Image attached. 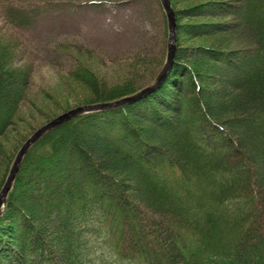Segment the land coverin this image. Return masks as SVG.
Returning a JSON list of instances; mask_svg holds the SVG:
<instances>
[{
  "label": "trees",
  "instance_id": "trees-1",
  "mask_svg": "<svg viewBox=\"0 0 264 264\" xmlns=\"http://www.w3.org/2000/svg\"><path fill=\"white\" fill-rule=\"evenodd\" d=\"M36 2L0 0V15L26 29L45 8ZM170 2L169 75L140 101L75 117L30 148L0 215V264H264V0ZM227 16L229 27L201 22ZM184 37L207 44L181 52ZM18 62L0 29V137L30 86ZM162 65L114 88L86 76L82 105L135 95Z\"/></svg>",
  "mask_w": 264,
  "mask_h": 264
},
{
  "label": "rangeland",
  "instance_id": "rangeland-1",
  "mask_svg": "<svg viewBox=\"0 0 264 264\" xmlns=\"http://www.w3.org/2000/svg\"><path fill=\"white\" fill-rule=\"evenodd\" d=\"M23 1L29 6L38 3L36 1L46 4L45 8L29 13L32 26L23 30L15 29L0 15V29L18 50L19 66L31 75L26 100L0 137L5 153L0 161V180L8 162L14 159V163L17 150L26 137L58 115L88 102L91 93L81 79L91 74L108 88L129 81H146L151 70L159 64H163L162 72L168 54L167 19L154 0ZM174 1L176 7H182L191 0ZM208 20L201 22L228 27L234 23L232 16ZM243 43L234 45L243 47ZM203 44H207L206 38L190 40L184 37L179 51ZM137 53L140 56L134 58ZM78 66L81 68L76 76ZM204 84L221 87L220 84L212 85L210 80ZM104 248L101 242L96 243L99 254ZM79 251L75 249V253ZM105 257L109 256L105 254Z\"/></svg>",
  "mask_w": 264,
  "mask_h": 264
},
{
  "label": "water",
  "instance_id": "water-1",
  "mask_svg": "<svg viewBox=\"0 0 264 264\" xmlns=\"http://www.w3.org/2000/svg\"><path fill=\"white\" fill-rule=\"evenodd\" d=\"M162 8L165 12L167 23H168V54H167V61L166 64L162 70V72L159 74L157 79L148 87L141 90L135 95L125 97L123 99L113 101V102H106V103H99V104H92V105H82L79 107H76L74 109H71L69 111H66L51 121L47 122L40 128H38L22 145L20 148L16 159L13 163L12 169L0 191V215L4 211L7 196L13 186V183L16 179V176L19 172L21 163L27 152L30 150V148L40 139L42 138L46 133L49 131L57 128L58 126L62 125L63 123L78 117L83 114L87 113H93V112H99V111H108L117 109L120 107H123L128 104H133L137 101H140L141 99L145 98L149 94L156 91L162 84V82L165 80L167 75L169 74L172 65L174 63L175 59V53H176V30H177V23H176V17L175 12L172 8L170 0H160Z\"/></svg>",
  "mask_w": 264,
  "mask_h": 264
}]
</instances>
